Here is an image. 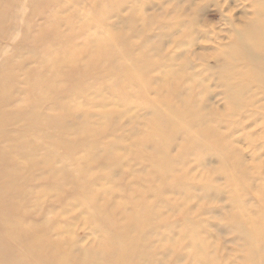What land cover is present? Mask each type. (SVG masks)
<instances>
[{
    "label": "rangeland",
    "instance_id": "rangeland-1",
    "mask_svg": "<svg viewBox=\"0 0 264 264\" xmlns=\"http://www.w3.org/2000/svg\"><path fill=\"white\" fill-rule=\"evenodd\" d=\"M261 4L0 0V264H264Z\"/></svg>",
    "mask_w": 264,
    "mask_h": 264
},
{
    "label": "bare ground",
    "instance_id": "bare-ground-1",
    "mask_svg": "<svg viewBox=\"0 0 264 264\" xmlns=\"http://www.w3.org/2000/svg\"><path fill=\"white\" fill-rule=\"evenodd\" d=\"M257 11L259 13L260 18L255 22L254 25H252L249 29L246 30V33H244L241 30L236 31V36L234 38L235 40H233L232 44L234 45V47L236 48V52L240 56L247 57L248 60L252 61V64L251 63L250 64L253 66L252 71H254L255 75L251 76V77L253 79L255 78V80L260 83L259 86H262V88H264V43L261 40V38L263 36L262 33L264 34V7H262V4L258 7ZM164 23L165 22L161 23V25H164ZM175 28H177V26H175L174 29ZM162 35H164V33H162ZM224 56L234 57L232 49H230L229 53L224 54ZM237 65H240V64H237ZM245 78H247V77H245ZM244 80H246V79H244ZM250 82H252V81H250ZM231 92H232V90L230 88V94H231ZM236 96L233 94L230 97L232 100H234L236 98ZM191 100H192V98L187 99L188 102H190ZM234 101L236 102L237 105L239 104V99L236 98ZM202 104H204V102ZM204 105L200 106L198 103H196V105L194 103L191 105L190 103L186 102V105L184 106L183 110H179L180 112L168 111L167 121L168 120H174L176 123L175 126L179 127L180 130L181 129H184V130L190 129L193 126H196V125H199L202 123L201 114H203L204 112H207L203 109ZM176 120L180 121L181 124L176 122ZM167 128H168V124H167ZM170 129H171V125L169 126L168 131ZM186 141H188V143H190V145L197 146L199 150L206 149V147H212L209 145H205V143L202 140L201 141H192L191 139H189V137H186ZM212 152L215 153V151L213 150V147H212ZM256 170H257V168H256ZM228 171H230V170L228 169ZM238 178L239 179L240 178L247 179V176L232 177L231 181L237 182ZM262 195L259 197V199L261 200V205L263 204V207H262L263 217H262L260 222H262L264 220V199L262 198ZM252 222H254V223H251L254 234H252V233L246 234L240 229V227L237 226L238 230H239L243 240L246 243H251L254 239L256 241H258V243L259 242L262 243V240H264L263 231L257 227V225H256L257 222H255V221H252ZM114 233L121 235L119 232H116V231H114ZM123 235L124 236L126 235L125 232H123ZM139 242H140V240L132 241L130 243V247L138 246ZM111 249H112V246H109L105 250V252H109V250H111ZM254 252L256 253V250H254ZM250 255L253 258V260H252L253 262H258L253 251H251ZM137 256H138V254L135 256L118 255L116 257V259L123 262L124 264H130L131 261L133 259H135ZM262 261L264 262V260H262Z\"/></svg>",
    "mask_w": 264,
    "mask_h": 264
}]
</instances>
